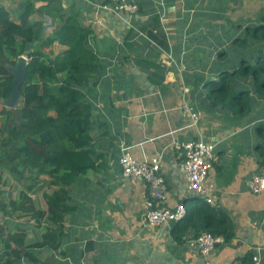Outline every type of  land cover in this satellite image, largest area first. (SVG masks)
I'll use <instances>...</instances> for the list:
<instances>
[{
	"label": "crops",
	"instance_id": "0c3cea01",
	"mask_svg": "<svg viewBox=\"0 0 264 264\" xmlns=\"http://www.w3.org/2000/svg\"><path fill=\"white\" fill-rule=\"evenodd\" d=\"M127 1L137 5L136 14L105 10L102 0L35 3L32 18L51 28L60 17L71 16L90 27L89 43L99 66L84 89L93 106L92 140L84 148L92 150L96 169L78 175L66 188L74 211L63 219L59 250H38L37 256L53 254L55 264H236L252 253L264 264V194H253L249 188L264 163V133L257 128L264 125V99L240 123L201 111L194 100L195 76L203 72L206 59L215 56L216 42L233 25L264 23V4L261 17H236L233 23L232 13L251 10L255 0ZM19 2L0 0L13 22L18 21ZM198 42L206 46H192ZM61 49L52 46L47 53L52 56ZM153 64L162 70L160 83L149 77L155 72ZM185 101L200 114L196 125L182 108ZM197 139L215 146L205 181L212 187L213 200L202 203L224 213L233 232L206 257L183 238H174L175 223L145 224V185L123 177L118 164L122 144L137 161L159 157L166 184L164 205L184 203L187 210L192 199L180 162L183 145ZM38 202L45 209L41 198ZM32 233L28 239L37 236Z\"/></svg>",
	"mask_w": 264,
	"mask_h": 264
},
{
	"label": "trees",
	"instance_id": "16d2710c",
	"mask_svg": "<svg viewBox=\"0 0 264 264\" xmlns=\"http://www.w3.org/2000/svg\"><path fill=\"white\" fill-rule=\"evenodd\" d=\"M37 1L20 0L17 22L0 6V101L11 92L8 67L27 43L31 45L21 100L15 108L1 106L0 111V182L6 184L2 178L6 170L25 188L17 199L0 203V212L9 219L28 218L33 233L43 232L28 239L26 226L0 223V264H55L53 254L39 258L36 252L59 250L63 219L74 211L66 188L78 175L96 169L92 150L84 148L92 140L93 112L84 89L99 68L89 43L92 29L73 16L60 17L45 35L52 25L32 18ZM221 39L215 56L207 58L203 72L195 76L194 100L201 111L240 123L264 99V23L233 25ZM52 46L62 49L49 56ZM153 68L149 77L160 83L162 70L155 64ZM257 128L264 133V125ZM37 188L42 190L45 209L31 196ZM186 212L173 226L175 239L188 231L221 235L225 240L233 236L224 213L217 214L203 203ZM253 258L248 253L241 263L252 264Z\"/></svg>",
	"mask_w": 264,
	"mask_h": 264
},
{
	"label": "built area",
	"instance_id": "2783aa9c",
	"mask_svg": "<svg viewBox=\"0 0 264 264\" xmlns=\"http://www.w3.org/2000/svg\"><path fill=\"white\" fill-rule=\"evenodd\" d=\"M102 8L112 10L114 13L136 14L138 7L127 0H102ZM183 110L187 113L194 125L197 124L200 114L188 103L184 102ZM214 144L202 139L189 141L183 145V158L180 162V170L187 180L188 198H200L205 203H212V187L205 181L211 162L214 158ZM118 164L123 177L132 180H141L146 189L145 200V224L156 227L161 224H171L181 221L186 216L184 203H178L174 207L165 206V180L160 172L161 163L159 157L146 161H137L129 152V147L121 145ZM249 188L253 194H264V163L259 167L249 182ZM184 241L199 255L206 257L217 244L224 242L221 235L211 233L188 231ZM241 264V263H236ZM252 264H260L254 257Z\"/></svg>",
	"mask_w": 264,
	"mask_h": 264
},
{
	"label": "rangeland",
	"instance_id": "374dc122",
	"mask_svg": "<svg viewBox=\"0 0 264 264\" xmlns=\"http://www.w3.org/2000/svg\"><path fill=\"white\" fill-rule=\"evenodd\" d=\"M262 3L264 4V2L262 0H255L254 7L251 10H248L250 8L249 7L247 10L246 9H240L236 13H232V16L230 18L231 21L233 23H236V17H237L238 21H240L241 20L240 18L244 19V18L250 17V15L255 14V13L260 14V17H261V15L263 13V10L260 9ZM209 12L212 14V16L214 14H216V12H214V11H209ZM261 20L264 22V19H261ZM197 21H199V19H197ZM52 29L53 28H51V31H52ZM173 29H175V28H173ZM200 43H203V42L193 43L192 46L198 47ZM205 46L206 45L199 46V47H205ZM22 55H20V56H22ZM1 106H5L3 101H0V111H1ZM0 124H1V115H0ZM2 178L6 181V184H3L0 182V190H1L0 203H3V202L6 203L10 199H17L19 197V192L24 191L25 187L23 185L19 184L6 170L2 171ZM41 194H42V190H40V188H37L36 193L31 194V196L33 198L35 196V200L37 201L38 204H39L38 199L40 197H42ZM202 200L203 199L192 198V200L188 201L187 204H189V205H194L196 203L202 204V202H203ZM6 222H7L8 226H13V225L19 224V225L26 226L29 231L30 230L32 231V228L30 226L31 225L30 223H32V222H29L28 218L13 217V218L9 219L2 212H0V223H2L4 226ZM36 232L42 233L43 230L38 231V229H37ZM30 237H31L30 239H33V235H30Z\"/></svg>",
	"mask_w": 264,
	"mask_h": 264
},
{
	"label": "water",
	"instance_id": "95a60500",
	"mask_svg": "<svg viewBox=\"0 0 264 264\" xmlns=\"http://www.w3.org/2000/svg\"><path fill=\"white\" fill-rule=\"evenodd\" d=\"M31 50V45L27 43L25 45L24 53L19 56L15 64L8 67V72L12 75L11 92L7 99L3 101L6 108H15L21 100V87L24 85L26 80L27 70V56ZM4 106V107H5Z\"/></svg>",
	"mask_w": 264,
	"mask_h": 264
},
{
	"label": "bare ground",
	"instance_id": "6f19581e",
	"mask_svg": "<svg viewBox=\"0 0 264 264\" xmlns=\"http://www.w3.org/2000/svg\"><path fill=\"white\" fill-rule=\"evenodd\" d=\"M208 173H209V171H208ZM194 198V197H193Z\"/></svg>",
	"mask_w": 264,
	"mask_h": 264
},
{
	"label": "clouds",
	"instance_id": "9594fccd",
	"mask_svg": "<svg viewBox=\"0 0 264 264\" xmlns=\"http://www.w3.org/2000/svg\"><path fill=\"white\" fill-rule=\"evenodd\" d=\"M192 199V198H191ZM195 199V198H194Z\"/></svg>",
	"mask_w": 264,
	"mask_h": 264
}]
</instances>
